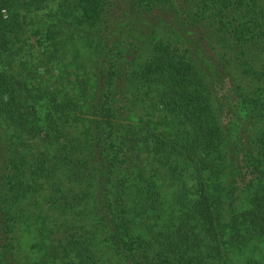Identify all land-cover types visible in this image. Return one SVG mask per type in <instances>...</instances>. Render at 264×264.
<instances>
[{"label":"trees","instance_id":"1","mask_svg":"<svg viewBox=\"0 0 264 264\" xmlns=\"http://www.w3.org/2000/svg\"><path fill=\"white\" fill-rule=\"evenodd\" d=\"M254 49L264 0H0V264H264Z\"/></svg>","mask_w":264,"mask_h":264},{"label":"rangeland","instance_id":"2","mask_svg":"<svg viewBox=\"0 0 264 264\" xmlns=\"http://www.w3.org/2000/svg\"><path fill=\"white\" fill-rule=\"evenodd\" d=\"M46 10H41L39 12H37V14H44ZM78 47H81L79 44H77ZM82 48V47H81ZM81 55H84V51L83 49H81ZM255 52L257 53V55H253L251 57V59L253 60L254 64L259 68V69H264V55L262 54H259L255 49L252 51V53ZM232 77L234 79V83H244V85L246 86V88H244L245 90H250L251 92L255 91L256 87H257V84L255 83H251L250 80H245L243 77L241 78H238V75L237 73H234L232 74ZM240 80V81H239ZM235 100H231V104L232 106H235ZM234 112L237 114L238 112V106H236L234 108ZM235 115L233 112H230L228 114H226L223 118V122L224 124H229L228 121H230L231 118H234ZM236 118V117H235ZM233 124V123H232ZM9 133V131H8ZM249 137V132H245L243 134V136L241 137V140H242V143H246L247 139ZM3 139H6V140H10V137L9 136H5L3 137ZM7 144L8 142L5 141V140H0V159H2L1 157V152L5 153L7 156H8V148H7ZM3 168H5L4 165L0 164V170H2ZM226 179H228V169H227V176H226ZM237 185H239V181L237 179ZM246 198H247V195L245 193V190H241V189H236L234 191V193H231L230 191H226L225 193V196H224V205H223V213H227V211H229V209L232 207L233 209H239L240 207H244L246 205ZM15 208L17 210V206L20 205L19 203V200H15ZM26 217L23 218V220H25ZM15 220H18L17 217H15ZM30 227H26L25 225L21 226L19 228V230H16V235H19L21 236V239H23L24 243H25V246H24V249H25V252H30L29 251V245L31 244V239H32V236L29 234L30 233ZM261 247V250L260 252L259 251H255V254L256 255H261L262 257H264V246L262 248V246H259ZM231 254V258H232V261L234 264H242V255L237 253L236 251H232L230 252ZM264 259V258H263Z\"/></svg>","mask_w":264,"mask_h":264}]
</instances>
